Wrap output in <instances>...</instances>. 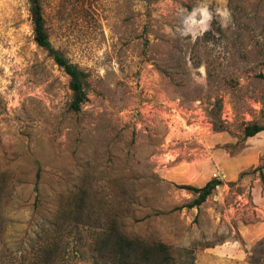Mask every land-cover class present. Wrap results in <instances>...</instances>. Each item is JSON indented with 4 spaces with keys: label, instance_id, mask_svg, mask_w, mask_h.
Returning <instances> with one entry per match:
<instances>
[{
    "label": "rangeland",
    "instance_id": "obj_1",
    "mask_svg": "<svg viewBox=\"0 0 264 264\" xmlns=\"http://www.w3.org/2000/svg\"><path fill=\"white\" fill-rule=\"evenodd\" d=\"M0 0V264H113L111 229L164 264H264V0ZM38 173V177L36 174ZM222 181L197 206L182 185ZM263 233V234H262ZM129 264V263H120Z\"/></svg>",
    "mask_w": 264,
    "mask_h": 264
},
{
    "label": "trees",
    "instance_id": "obj_2",
    "mask_svg": "<svg viewBox=\"0 0 264 264\" xmlns=\"http://www.w3.org/2000/svg\"><path fill=\"white\" fill-rule=\"evenodd\" d=\"M30 17L33 24V39L35 43L45 49L53 58L54 62L69 77L68 87L71 91L69 108L78 111L81 104L86 100L84 88L85 72L76 64L69 61L59 50L55 49L49 40L42 14L41 0H30ZM264 130V126L257 123H249L244 126L245 137H250ZM38 177V173L36 174ZM217 178H211L203 186L182 185L183 188L192 190L197 196L188 206L201 204L213 189L221 184ZM101 248L107 250L113 264H164L169 262V248L161 243L147 244L139 239H132L119 234L115 229L108 232L106 238L100 241ZM60 243L52 239L40 248V258L33 264H52L60 250Z\"/></svg>",
    "mask_w": 264,
    "mask_h": 264
},
{
    "label": "crops",
    "instance_id": "obj_3",
    "mask_svg": "<svg viewBox=\"0 0 264 264\" xmlns=\"http://www.w3.org/2000/svg\"><path fill=\"white\" fill-rule=\"evenodd\" d=\"M262 224H264V221L263 222H261ZM263 234V233H262Z\"/></svg>",
    "mask_w": 264,
    "mask_h": 264
}]
</instances>
